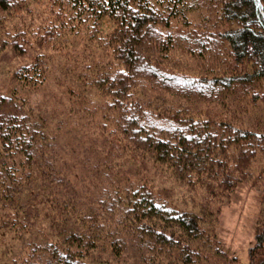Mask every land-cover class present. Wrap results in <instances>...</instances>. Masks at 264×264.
Returning <instances> with one entry per match:
<instances>
[{
  "label": "trees",
  "instance_id": "obj_1",
  "mask_svg": "<svg viewBox=\"0 0 264 264\" xmlns=\"http://www.w3.org/2000/svg\"><path fill=\"white\" fill-rule=\"evenodd\" d=\"M162 1L165 13L157 0H51L58 10L51 21L23 27L30 36L21 40L41 47L61 40L74 21L86 29L104 17L115 23L105 41L112 62L90 81L109 99L98 105L100 123L88 139L65 141L61 126L49 130L15 91L0 96L2 227L19 231L20 240L8 264H236L234 255L223 259L214 227H204L205 209H172L155 196L148 165L190 187L233 189L240 165L228 148L245 152L264 131L222 127L219 117L236 99L244 111L264 98V0H221L218 19L230 24L218 32L226 58H204L217 63L194 74L164 68L176 35L161 29L190 21L186 0ZM13 5L0 0V10ZM42 57L15 69L22 84L44 80ZM248 263L264 264V226Z\"/></svg>",
  "mask_w": 264,
  "mask_h": 264
},
{
  "label": "rangeland",
  "instance_id": "obj_2",
  "mask_svg": "<svg viewBox=\"0 0 264 264\" xmlns=\"http://www.w3.org/2000/svg\"><path fill=\"white\" fill-rule=\"evenodd\" d=\"M11 1L14 2L12 8L0 10V39L4 41L0 48V96H8L15 91L16 96L22 99L24 110L45 119L49 130L54 131L60 125V136L65 141L79 137L88 139V132H93L100 123L103 110L98 105L109 99L90 81L93 72L98 70L99 73L107 67V61L112 62L105 54L108 52L105 41L114 30L115 23L109 17H104L99 24L86 29L84 23L74 21L67 26L70 30L61 34V40L41 47L33 46L21 40L30 36L22 32L25 24L30 23L40 30L43 21H51L58 10L52 7L51 0ZM157 2L158 11L165 13L163 1ZM219 3L221 0H186L183 11L189 18V24L184 26L182 19H176L174 27L159 30L163 35L168 32L176 35L174 47L163 61L167 71L194 74L217 63L215 58L209 61L204 58L213 55L226 58L224 42H220L218 32L230 24L218 19ZM30 39L33 41V38ZM14 43L18 44L19 49L23 48L20 53L14 49ZM203 43L207 48L200 46ZM37 56L44 57V80L34 86L24 85L14 74L15 69ZM97 64L102 66L97 69ZM251 101L244 111L238 108V99L228 110L223 107L219 117L223 121L222 127L228 128L227 123L236 127L243 124L245 129L264 131V98ZM254 138L248 143L250 149L245 152L243 146L239 151L236 144L228 148L227 158L230 161L235 158L234 161L240 165H235L239 172L233 171L236 175L233 181L235 186L230 190L224 189L226 183L215 188V193H212V188L205 189L197 183L190 184V187L170 177L165 167L158 165V171L148 165L150 176L155 179V196L158 199L161 197V202L172 209H185L199 215L205 209L203 225L206 227L209 222L214 227L217 246L225 250L221 258L228 263L229 257L234 255L236 264H249L248 251L254 246L256 232L264 226V140ZM2 213L0 209V264H8L6 260L16 256L14 250L20 246L17 237L19 231L9 226L2 227L5 225Z\"/></svg>",
  "mask_w": 264,
  "mask_h": 264
}]
</instances>
